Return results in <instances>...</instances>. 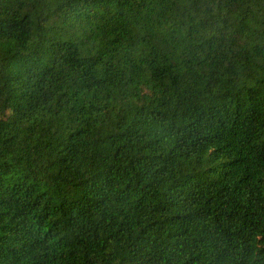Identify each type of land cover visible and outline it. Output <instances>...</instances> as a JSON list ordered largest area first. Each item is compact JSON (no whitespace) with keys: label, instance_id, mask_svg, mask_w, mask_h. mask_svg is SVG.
<instances>
[{"label":"trees","instance_id":"16d2710c","mask_svg":"<svg viewBox=\"0 0 264 264\" xmlns=\"http://www.w3.org/2000/svg\"><path fill=\"white\" fill-rule=\"evenodd\" d=\"M0 264H264V0H0Z\"/></svg>","mask_w":264,"mask_h":264}]
</instances>
